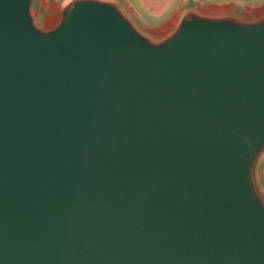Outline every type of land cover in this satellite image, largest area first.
Here are the masks:
<instances>
[{
  "label": "water",
  "instance_id": "1",
  "mask_svg": "<svg viewBox=\"0 0 264 264\" xmlns=\"http://www.w3.org/2000/svg\"><path fill=\"white\" fill-rule=\"evenodd\" d=\"M36 2L0 0V264H264V9Z\"/></svg>",
  "mask_w": 264,
  "mask_h": 264
},
{
  "label": "crops",
  "instance_id": "2",
  "mask_svg": "<svg viewBox=\"0 0 264 264\" xmlns=\"http://www.w3.org/2000/svg\"><path fill=\"white\" fill-rule=\"evenodd\" d=\"M45 1H55V0H45ZM118 3H123L122 6L126 9L129 4H133L134 8L135 3L140 5L141 9H146L148 13H151L152 16L156 18L154 25H162L165 22L178 20L186 11L195 9V10H206L210 13H229L240 15L243 12L239 11L241 8L246 9H255L260 11L264 9V0H116ZM39 2V0H38ZM232 4L236 7L233 8V11H223L211 6L222 5V4ZM260 8V9H259ZM130 9V8H129ZM137 11V9H136ZM139 13V16L141 13ZM239 12V13H237ZM39 14V13H38ZM254 15V13L252 14Z\"/></svg>",
  "mask_w": 264,
  "mask_h": 264
},
{
  "label": "rangeland",
  "instance_id": "3",
  "mask_svg": "<svg viewBox=\"0 0 264 264\" xmlns=\"http://www.w3.org/2000/svg\"><path fill=\"white\" fill-rule=\"evenodd\" d=\"M65 0H55V1H45V0H37L36 2V12L39 13L38 19L40 21L49 19L54 14V9H60L62 7V3ZM249 1V0H248ZM251 2H254V0H251ZM123 4V3H122ZM128 7L126 8V11H128L129 16L139 25V27L146 33L150 34L149 32L155 33L157 36L163 35L164 28L171 26L173 23H175L176 20L165 22L162 25H154L156 21V18L151 15V13H148L146 9H141L140 5L134 4L137 11L141 13L139 16V13L134 8L133 4H127ZM212 8H216L218 10L223 11H233V8L236 7L232 4H222V5H216L211 6ZM130 8V9H129ZM260 9V8H259ZM258 8L255 9H246L241 8L239 11L243 12L240 15L243 16H251L253 13H256L258 11ZM261 10V9H260ZM239 13V12H237ZM256 178L258 182V186L260 190L264 193V153L260 157L258 161V165L256 167Z\"/></svg>",
  "mask_w": 264,
  "mask_h": 264
},
{
  "label": "bare ground",
  "instance_id": "4",
  "mask_svg": "<svg viewBox=\"0 0 264 264\" xmlns=\"http://www.w3.org/2000/svg\"><path fill=\"white\" fill-rule=\"evenodd\" d=\"M58 14H59V9L55 8V9H54L53 17L50 18V19L48 20V22H47V25H48V26H52V25L56 22V20L58 19ZM167 30H169V27H165V28H164V31H167Z\"/></svg>",
  "mask_w": 264,
  "mask_h": 264
}]
</instances>
